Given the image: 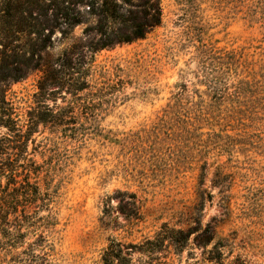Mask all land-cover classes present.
<instances>
[{
  "label": "rangeland",
  "instance_id": "obj_1",
  "mask_svg": "<svg viewBox=\"0 0 264 264\" xmlns=\"http://www.w3.org/2000/svg\"><path fill=\"white\" fill-rule=\"evenodd\" d=\"M162 8L143 38L93 53L90 107L39 90V71L6 83L19 125L46 106L72 122L30 124L24 145L44 167L50 264H100L110 241L140 243L163 224L191 233L170 264H264V0ZM93 24L56 32L50 55L85 41ZM25 246L2 252L1 264H26Z\"/></svg>",
  "mask_w": 264,
  "mask_h": 264
},
{
  "label": "trees",
  "instance_id": "obj_2",
  "mask_svg": "<svg viewBox=\"0 0 264 264\" xmlns=\"http://www.w3.org/2000/svg\"><path fill=\"white\" fill-rule=\"evenodd\" d=\"M162 12V0H0V126L6 129L0 135V264L3 253L17 245H27L22 250L26 264H50L54 231L51 200L39 183L44 167L29 156L24 145L34 132L30 124H50L65 131L72 123L59 116L57 107L46 106L45 111L35 110V121L28 118L19 125L6 99V83L39 71V90L62 89L70 96L67 107H90L97 93L89 81L93 53L143 38L161 23ZM89 18L94 24L83 29L85 41L50 55L56 32L65 38ZM236 55L231 53L233 58ZM234 87L239 96L241 88ZM190 234L163 224L140 243L112 240L102 251L100 264H170Z\"/></svg>",
  "mask_w": 264,
  "mask_h": 264
}]
</instances>
